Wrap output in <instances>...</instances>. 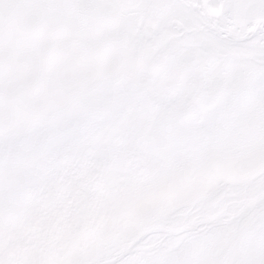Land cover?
Returning <instances> with one entry per match:
<instances>
[{
	"label": "snow or ice",
	"instance_id": "6c2138e0",
	"mask_svg": "<svg viewBox=\"0 0 264 264\" xmlns=\"http://www.w3.org/2000/svg\"><path fill=\"white\" fill-rule=\"evenodd\" d=\"M0 264H264V0H0Z\"/></svg>",
	"mask_w": 264,
	"mask_h": 264
}]
</instances>
